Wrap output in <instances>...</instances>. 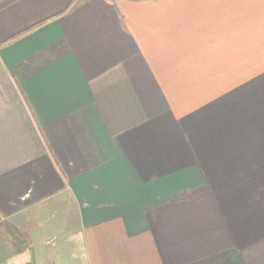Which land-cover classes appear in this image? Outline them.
Instances as JSON below:
<instances>
[{
  "label": "crops",
  "instance_id": "obj_1",
  "mask_svg": "<svg viewBox=\"0 0 264 264\" xmlns=\"http://www.w3.org/2000/svg\"><path fill=\"white\" fill-rule=\"evenodd\" d=\"M64 195L74 264H264V0H0V264Z\"/></svg>",
  "mask_w": 264,
  "mask_h": 264
},
{
  "label": "rangeland",
  "instance_id": "obj_2",
  "mask_svg": "<svg viewBox=\"0 0 264 264\" xmlns=\"http://www.w3.org/2000/svg\"><path fill=\"white\" fill-rule=\"evenodd\" d=\"M67 197L65 195L61 197L58 202L57 212L48 210L44 215V224L41 222L40 227L32 228L30 233L23 234L20 238L22 241H25L29 244L31 249L30 261H34V264H74L68 259L66 253L65 240L67 239L70 229L74 225V218L72 215V207L67 204ZM60 203V204H59ZM60 207V209H59ZM57 223L60 221L58 227H53V222ZM61 225V227H60ZM53 230V235L58 238L54 240L55 243L48 245H43L42 238L45 237L42 235V230ZM57 244L56 248L53 247ZM33 256V257H32Z\"/></svg>",
  "mask_w": 264,
  "mask_h": 264
},
{
  "label": "trees",
  "instance_id": "obj_3",
  "mask_svg": "<svg viewBox=\"0 0 264 264\" xmlns=\"http://www.w3.org/2000/svg\"><path fill=\"white\" fill-rule=\"evenodd\" d=\"M11 242L17 251H23L25 249L30 248L28 243H26L25 241L19 240L17 232L13 230L11 233Z\"/></svg>",
  "mask_w": 264,
  "mask_h": 264
},
{
  "label": "water",
  "instance_id": "obj_4",
  "mask_svg": "<svg viewBox=\"0 0 264 264\" xmlns=\"http://www.w3.org/2000/svg\"><path fill=\"white\" fill-rule=\"evenodd\" d=\"M32 257H33V256H32ZM31 264H34L33 258H32Z\"/></svg>",
  "mask_w": 264,
  "mask_h": 264
}]
</instances>
